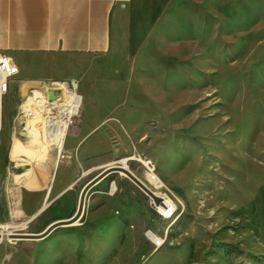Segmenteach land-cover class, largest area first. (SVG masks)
Listing matches in <instances>:
<instances>
[{
    "label": "rangeland",
    "instance_id": "obj_1",
    "mask_svg": "<svg viewBox=\"0 0 264 264\" xmlns=\"http://www.w3.org/2000/svg\"><path fill=\"white\" fill-rule=\"evenodd\" d=\"M14 59L0 108L2 224L11 227L0 229V264H264V0H128L112 16L106 53ZM58 82L84 102L65 121L60 156L43 117L21 114L33 91ZM139 158L177 206L171 220L119 171L91 182L128 159L146 185ZM58 221L67 222L22 236Z\"/></svg>",
    "mask_w": 264,
    "mask_h": 264
},
{
    "label": "crops",
    "instance_id": "obj_2",
    "mask_svg": "<svg viewBox=\"0 0 264 264\" xmlns=\"http://www.w3.org/2000/svg\"><path fill=\"white\" fill-rule=\"evenodd\" d=\"M127 1L0 0V52L14 61L29 53H106L112 16ZM8 213L0 201V224Z\"/></svg>",
    "mask_w": 264,
    "mask_h": 264
},
{
    "label": "bare ground",
    "instance_id": "obj_3",
    "mask_svg": "<svg viewBox=\"0 0 264 264\" xmlns=\"http://www.w3.org/2000/svg\"><path fill=\"white\" fill-rule=\"evenodd\" d=\"M59 83V82H58ZM61 85V90L64 91L67 95V99L62 102L58 103L55 100H52L51 102L47 101V97L45 96V93L41 91H33V96L28 97L25 99V103L23 104V108L25 111H32L36 116H39L44 120L46 123V138L45 141L47 144H52L56 147L57 155H61L63 151V143H64V137L66 133V127H65V121L68 119H75L79 117V114L81 113L84 102H83V96L78 92L76 85H69L66 82L59 83ZM2 101L0 103V108H2ZM47 122L48 126H47ZM46 132V130H45ZM18 149H14L12 152V155H15L18 153ZM20 152V151H19ZM55 156L54 160L52 161V165H55L57 162V157ZM142 164H144L149 172L146 176V185L147 187L153 191L156 195L163 197L165 202H170L172 199L168 197L165 193L161 191V189L165 188L164 183L159 178V176L154 172V170L149 166V162H146L142 160L141 158L138 159ZM127 161L128 159H124L120 161L119 163H116L117 165L127 169ZM50 163V162H49ZM47 161V164H49ZM46 164V165H47ZM119 174H124L122 172H119ZM115 184L112 186V190H114ZM49 192L47 193L48 196ZM158 208H160L158 206ZM177 212V206L174 205L172 208H170L168 213H158L161 220L168 221L171 220ZM10 226L7 224H0V229L7 231V233H10ZM3 233V232H2ZM147 236L154 240L156 236V233L153 231H147ZM11 235V234H8ZM161 243H156V245H160Z\"/></svg>",
    "mask_w": 264,
    "mask_h": 264
},
{
    "label": "built area",
    "instance_id": "obj_4",
    "mask_svg": "<svg viewBox=\"0 0 264 264\" xmlns=\"http://www.w3.org/2000/svg\"><path fill=\"white\" fill-rule=\"evenodd\" d=\"M18 73V69L16 66L15 61L13 60L12 57H10L9 55L0 52V103L2 101V99L7 96L10 91H11V85L12 83L15 81V77ZM50 89H52V91L55 94V98L53 100L59 102V94L58 91H62L61 90V85L59 83H55V85L53 87H51ZM32 92V90H31ZM49 89H47L45 91V96L47 97V101L51 102L52 100L49 98ZM24 117H33L35 114L32 111H25L24 109L22 110L21 113ZM47 122V126H48ZM161 197V196H160ZM163 204L161 205H155L153 203L152 200H150V204H151V209L154 212H158V213H168L170 208H172V206L174 205V201H170V202H165V200L163 199ZM158 206L160 208H158ZM163 239L159 238V237H155V239L153 240V243L155 245V243H162L163 244Z\"/></svg>",
    "mask_w": 264,
    "mask_h": 264
},
{
    "label": "water",
    "instance_id": "obj_5",
    "mask_svg": "<svg viewBox=\"0 0 264 264\" xmlns=\"http://www.w3.org/2000/svg\"><path fill=\"white\" fill-rule=\"evenodd\" d=\"M49 95V98L51 100H53L55 98V94L53 91H49L48 93ZM21 98L24 100L26 98V95L25 94H22L21 95ZM113 171H119V172H122L124 173L126 176H128L138 187H140L147 195L148 197L153 201V203L155 205H161L163 204V200H162V197L156 195L153 191H151L143 182H141L138 178H136L128 169H125L121 166H112L106 170H104L101 174H99L93 181L91 182H96L98 181L99 179L103 178L105 175H107L108 173L110 172H113ZM90 184V183H89ZM89 184H87L81 194H80V198H79V204H78V208H77V212H76V215L73 217L72 220H77L82 211H83V207H84V201H85V195H86V191L88 189V186ZM64 222H67V221H58V222H55L53 224H51L44 233H42L41 235H32V234H27V235H22L23 237H27V238H36V237H43L45 235H47L49 232H51L53 229H55L56 227L62 225Z\"/></svg>",
    "mask_w": 264,
    "mask_h": 264
}]
</instances>
